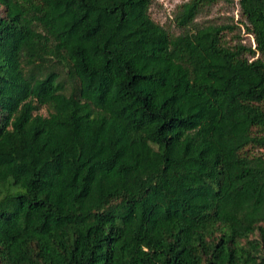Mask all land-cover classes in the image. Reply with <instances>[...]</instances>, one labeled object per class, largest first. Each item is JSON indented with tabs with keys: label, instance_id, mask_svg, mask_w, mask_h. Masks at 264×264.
<instances>
[{
	"label": "trees",
	"instance_id": "obj_1",
	"mask_svg": "<svg viewBox=\"0 0 264 264\" xmlns=\"http://www.w3.org/2000/svg\"><path fill=\"white\" fill-rule=\"evenodd\" d=\"M154 1L0 0V264H264V0Z\"/></svg>",
	"mask_w": 264,
	"mask_h": 264
},
{
	"label": "rangeland",
	"instance_id": "obj_2",
	"mask_svg": "<svg viewBox=\"0 0 264 264\" xmlns=\"http://www.w3.org/2000/svg\"><path fill=\"white\" fill-rule=\"evenodd\" d=\"M190 0H155L151 8L152 18L169 30L172 34L178 35L181 31L174 26L172 19L179 6ZM243 20L238 0L230 2L229 0H220L213 8L208 12L202 14L197 22L199 25H230L237 26L232 32H227L226 40L234 45L239 41V37L242 42L247 46L256 48L255 40L253 36L246 33V29L243 25L240 27V22ZM239 26V27H238ZM43 115H47L46 110L41 112ZM263 153L264 149L256 150V153Z\"/></svg>",
	"mask_w": 264,
	"mask_h": 264
}]
</instances>
